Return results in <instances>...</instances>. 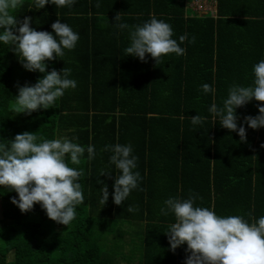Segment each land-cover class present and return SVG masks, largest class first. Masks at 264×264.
Listing matches in <instances>:
<instances>
[{
    "label": "trees",
    "instance_id": "1",
    "mask_svg": "<svg viewBox=\"0 0 264 264\" xmlns=\"http://www.w3.org/2000/svg\"><path fill=\"white\" fill-rule=\"evenodd\" d=\"M194 1L77 0L72 8L48 4L36 10L25 0L17 10L18 19L31 17L37 31L52 32L60 19L80 34L74 50L47 62L48 71L71 69L77 88L51 109L13 113L17 86L35 84L43 74L25 70L14 51L0 46V137H76L83 146L95 145L97 155L88 161L85 153L79 166L70 164L84 170L85 200L69 227L49 219L39 204L22 213L12 203L18 194L0 186V264H185L187 245L170 250L164 230L173 217L159 210L167 198H187L189 192L220 215H264V127L254 130L244 122L259 115L257 105L264 102L253 99L237 109L246 142L208 113L213 99L222 104L227 98L230 85L250 84L253 65L264 59V0H210L216 19L196 16L188 7ZM118 13L129 25L163 19L177 41L187 33L185 54L158 64L125 56L128 33L113 27ZM204 83L216 89L214 98L199 91ZM198 114L208 117L203 126L191 124ZM115 143L132 145L142 177L121 206L112 202L111 153L101 151ZM101 170L112 178L100 176ZM104 184L109 200L101 209ZM129 205L136 211L128 212Z\"/></svg>",
    "mask_w": 264,
    "mask_h": 264
},
{
    "label": "clouds",
    "instance_id": "2",
    "mask_svg": "<svg viewBox=\"0 0 264 264\" xmlns=\"http://www.w3.org/2000/svg\"><path fill=\"white\" fill-rule=\"evenodd\" d=\"M196 1L190 4L194 12L199 11L198 5H194ZM199 1L202 8L211 6L210 0ZM76 2L32 0V7L40 10L52 4L56 8H72ZM212 3L205 15L216 19V2ZM24 4L25 0H0V46L14 51L25 70L43 74L35 84L18 85V95L13 99V113L31 115L55 107L67 90L77 88V81L69 78L71 69L48 71L47 62L62 59L66 50H74L80 34L60 19L52 23V32L35 30L31 27V17L19 20L16 15ZM113 27L120 33H128L129 45L123 49L124 55L139 58L141 62H147L150 57L158 64L166 56H183L186 52L181 45L188 40V34L180 35L177 41L173 38L172 25L156 16L142 24L129 25L118 13ZM189 43L194 44L195 37ZM252 74L250 84L233 83L222 104L213 99L208 107L212 122L218 120L221 127L237 132L241 142L247 141V135L244 125L239 123L237 109L253 99L264 102V59L253 65ZM199 91L213 98L216 93L209 83L202 84ZM257 107L259 115L244 117L245 124L254 130L264 127V106ZM207 119L198 114L190 121L193 126H203ZM76 141V137L46 139L31 132L17 134L14 139L0 137V186L18 194L12 203L22 213L32 211L39 204L48 218L58 224L69 227L76 219L77 208L85 200L80 182L84 170L70 164L79 166L85 153L88 161L97 155L95 145L83 146ZM101 151L111 153L109 164L116 169L112 202L121 206L142 181L136 170L138 157L133 154L131 144H108ZM105 174L112 178V172L101 170L100 176ZM98 183L103 182L98 180ZM108 200L109 189L104 184L98 196L101 209ZM198 200H202L198 193L189 192L187 198L173 196L163 201L159 214L173 217L164 230L172 252L187 245L185 264H264V215L254 218L249 213L248 219L244 215H220L214 208L198 205ZM127 210L136 211L131 205Z\"/></svg>",
    "mask_w": 264,
    "mask_h": 264
},
{
    "label": "rangeland",
    "instance_id": "3",
    "mask_svg": "<svg viewBox=\"0 0 264 264\" xmlns=\"http://www.w3.org/2000/svg\"><path fill=\"white\" fill-rule=\"evenodd\" d=\"M213 4H214V3H212V2L209 3V5H211V6H212ZM194 5H198V7L200 8L199 11H202L203 13L207 12V9H208L209 7H211V6H209L208 8H202V6H201V5H202V2L199 1V0H198V2L196 1V3H195ZM194 5H193V6H194ZM188 7H190V5H189ZM132 234H133V231H132ZM128 237H131V236H128ZM132 237H133V235H132ZM129 241H130L129 238H127V242H129ZM128 252H129V250H126V253H128Z\"/></svg>",
    "mask_w": 264,
    "mask_h": 264
},
{
    "label": "crops",
    "instance_id": "4",
    "mask_svg": "<svg viewBox=\"0 0 264 264\" xmlns=\"http://www.w3.org/2000/svg\"><path fill=\"white\" fill-rule=\"evenodd\" d=\"M195 15L198 16V17H200V18H201V17H206L205 13H201V14H199V13H196V12H195ZM120 45H121V44H120Z\"/></svg>",
    "mask_w": 264,
    "mask_h": 264
},
{
    "label": "water",
    "instance_id": "5",
    "mask_svg": "<svg viewBox=\"0 0 264 264\" xmlns=\"http://www.w3.org/2000/svg\"><path fill=\"white\" fill-rule=\"evenodd\" d=\"M172 1H177V2H184V0H172Z\"/></svg>",
    "mask_w": 264,
    "mask_h": 264
},
{
    "label": "bare ground",
    "instance_id": "6",
    "mask_svg": "<svg viewBox=\"0 0 264 264\" xmlns=\"http://www.w3.org/2000/svg\"><path fill=\"white\" fill-rule=\"evenodd\" d=\"M196 13H199V14H201V13H203V12H200V11H196ZM179 196V195H178Z\"/></svg>",
    "mask_w": 264,
    "mask_h": 264
},
{
    "label": "built area",
    "instance_id": "7",
    "mask_svg": "<svg viewBox=\"0 0 264 264\" xmlns=\"http://www.w3.org/2000/svg\"><path fill=\"white\" fill-rule=\"evenodd\" d=\"M199 9H200V8L198 7L197 10H199ZM210 11H211V10H210ZM212 13H213V11H212ZM213 14H214V13H213Z\"/></svg>",
    "mask_w": 264,
    "mask_h": 264
}]
</instances>
